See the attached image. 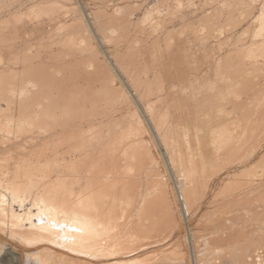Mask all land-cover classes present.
Returning a JSON list of instances; mask_svg holds the SVG:
<instances>
[{
	"label": "bare ground",
	"instance_id": "bare-ground-1",
	"mask_svg": "<svg viewBox=\"0 0 264 264\" xmlns=\"http://www.w3.org/2000/svg\"><path fill=\"white\" fill-rule=\"evenodd\" d=\"M104 1L0 0V143L25 139L0 156V264H138L129 257L163 244L158 264H264V9L252 47L221 57L218 87L183 103L170 45L97 53L147 21L95 7L87 22L84 7ZM82 176L86 197L71 187ZM3 239L20 247L7 261Z\"/></svg>",
	"mask_w": 264,
	"mask_h": 264
},
{
	"label": "rangeland",
	"instance_id": "rangeland-1",
	"mask_svg": "<svg viewBox=\"0 0 264 264\" xmlns=\"http://www.w3.org/2000/svg\"><path fill=\"white\" fill-rule=\"evenodd\" d=\"M95 7L101 8L104 11V15L110 14L115 8H128L133 20L140 21L143 17L147 18L144 30L128 32L115 46L100 45L97 53L104 56L106 51L120 53L134 50L141 53L146 48L166 49L165 46L170 45L167 51L171 56L177 57L178 66L174 72L176 75L175 82H177L176 94L171 98V101L186 103L197 98L194 95H188V91L197 90L200 94L199 91L205 87H218L220 82L217 79V72L223 55L233 49L247 50L252 47L253 33L257 28V18L264 9V0H105L104 2L88 4L84 7L83 15L87 22L91 21V11ZM86 14L90 17L87 18ZM80 59L87 60L89 56L84 53L80 56ZM12 67L17 69L19 66L13 65ZM172 76L173 73L171 74ZM151 79L149 77L150 81ZM122 84L130 91L129 81H122ZM159 96L154 94L150 98L156 100ZM132 98H135V96ZM140 110L144 119L148 121L147 112L144 109ZM116 113V117L122 114L121 111ZM86 126V124H82L78 130H85ZM45 139V137L36 138L34 143L23 147H26L25 150H27L30 146H39ZM24 143V137L11 138L8 141L1 142L0 156L6 152L14 153ZM160 150L169 184L179 194L180 182L173 174L168 163H166L164 151ZM256 162V158H254V160H249L246 165L233 168L231 173L223 177L219 183L215 182V184L217 187L223 185L236 172H240ZM260 166L264 168V164ZM153 168L157 169L158 167L153 166ZM153 179L155 180V177ZM140 185L141 189L144 190L146 182L142 180ZM71 187L74 188L73 193L76 195H84L86 197L90 192L84 176L79 181L74 180L71 183ZM212 209L209 210L211 211ZM198 219H200V215L191 219L192 233L204 234L205 231H199L195 228V223ZM3 240L6 243L8 254L1 259L7 261L6 258H9V253L12 252V249L19 250L20 247L6 239ZM173 241L169 240L170 243ZM141 243V241H136L131 246H137ZM165 245L141 248L138 253L131 255L129 258L138 257V264H158L160 259L165 258V251L161 250ZM258 245L264 250V229L259 233ZM14 255L17 254L15 253ZM73 259L82 264L113 262V259L93 258L90 256L74 257Z\"/></svg>",
	"mask_w": 264,
	"mask_h": 264
}]
</instances>
